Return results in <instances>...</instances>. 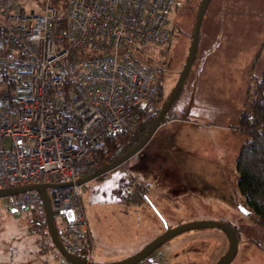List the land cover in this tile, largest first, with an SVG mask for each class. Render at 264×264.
Masks as SVG:
<instances>
[{"label": "rangeland", "instance_id": "1", "mask_svg": "<svg viewBox=\"0 0 264 264\" xmlns=\"http://www.w3.org/2000/svg\"><path fill=\"white\" fill-rule=\"evenodd\" d=\"M177 1L181 4L169 20L173 41L163 50L143 48L159 67L153 74L163 89L159 110L186 65L202 0ZM67 2L57 6L60 13ZM18 4L29 11L37 8L35 0ZM263 73L264 0H210L194 64L167 121L138 157L84 185L83 208L96 246L95 263L128 259L169 229L215 221L237 230L238 253L230 264H264V225L241 194L237 172L247 139L241 116ZM101 165L100 160L96 169ZM129 170L151 185L140 204L122 199L120 187ZM14 197L0 198V264H61L55 248L43 243L46 229L36 213L13 211ZM55 226L67 231L63 216L55 218ZM228 248L222 230L196 229L168 240L145 260L216 264Z\"/></svg>", "mask_w": 264, "mask_h": 264}, {"label": "built area", "instance_id": "2", "mask_svg": "<svg viewBox=\"0 0 264 264\" xmlns=\"http://www.w3.org/2000/svg\"><path fill=\"white\" fill-rule=\"evenodd\" d=\"M16 2L0 0V190L52 186V209L72 213L59 215L62 246L95 263L78 181L96 171L110 140L159 115V84L130 54L173 41L176 0H68L63 14L53 0L25 13ZM12 205L34 211L45 246L72 264L54 246L39 193L17 194Z\"/></svg>", "mask_w": 264, "mask_h": 264}, {"label": "trees", "instance_id": "3", "mask_svg": "<svg viewBox=\"0 0 264 264\" xmlns=\"http://www.w3.org/2000/svg\"><path fill=\"white\" fill-rule=\"evenodd\" d=\"M60 2L61 0H53V4L56 7L61 4ZM18 3L16 2L22 13L29 11L25 5L20 6ZM180 4L177 1L175 8L177 9ZM199 8L200 5L197 13ZM130 58L140 69L152 75L155 68L159 69L154 62L155 58L147 56L143 49L131 52ZM158 86L160 101L163 89L162 84ZM168 113L162 124L167 121ZM156 119L157 117L154 116H142L132 131L123 137L110 140L107 149L102 153L101 167L115 162L141 143L153 127ZM240 121L241 129L246 133L247 139L242 144L237 160L238 187L247 204L257 214L258 223L264 225V73L257 80L254 89L250 93V99L246 102V109L242 113ZM138 154L132 159L138 157ZM122 166L113 171L119 170ZM125 174L128 175V178H126V182H123L122 187H120L123 195L122 199H126L129 203L132 202L133 204L142 203L146 199L151 185L148 182L138 180L136 176L131 174L130 170L125 171Z\"/></svg>", "mask_w": 264, "mask_h": 264}, {"label": "water", "instance_id": "4", "mask_svg": "<svg viewBox=\"0 0 264 264\" xmlns=\"http://www.w3.org/2000/svg\"><path fill=\"white\" fill-rule=\"evenodd\" d=\"M209 2L210 0L201 1L200 8H199L197 18L195 21V27H194L190 52H189L186 65L184 67V70L175 88L173 89L170 97L168 98L163 108L160 110L159 115L157 116V119L153 127L147 134V136L142 140L141 143H139L134 149H132L126 155L116 160L115 162L108 164L107 166L101 167L100 169L92 173L91 175L79 180L78 184L85 185L88 182L94 179L100 178L101 176L120 167L121 165H123L124 163L132 159L134 156H136L138 153H140L143 150V148H145L147 144L150 142V140L153 138V136L155 135V133L161 126L167 113L169 112L172 105L174 104L176 98L178 97L186 81V78L188 77L191 71V68L194 64L196 53H197V48H198V43H199L200 31H201L203 19L206 14ZM49 187H52V186L47 185V184H33V185L19 187V188L1 189L0 198L6 197V196L17 195V194H21L25 192H30V191H36L37 193H39L44 203L46 217H47L48 232L53 240L54 246L63 254L66 260L72 264H139L140 262L148 258L161 245H163L168 240L174 238L175 236H178L187 231L196 230V229H204V228H214V229L222 230L223 232L227 234L229 238V248L227 252L223 256L220 257V259L217 261L216 264H230L238 253V234L234 228H232L231 226L225 223H221V222L200 221V222L187 223V224L178 226L176 228L167 230L165 233L161 234L160 236L155 238L152 242H150L147 246H145L139 253H137L136 255L128 259L121 260L118 262H111V263H88L81 258H77V257L70 255L62 246V243L59 239V236L56 230L55 218L59 215L65 214L67 218L71 220L72 213L70 211H67L66 213H64L61 211H54L52 209L49 195H48ZM13 211H16V209H14Z\"/></svg>", "mask_w": 264, "mask_h": 264}]
</instances>
